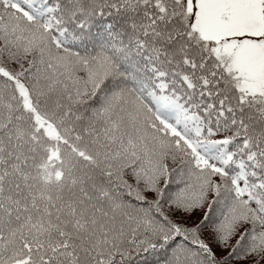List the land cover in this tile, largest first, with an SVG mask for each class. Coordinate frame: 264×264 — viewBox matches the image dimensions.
<instances>
[{"label":"snow or ice","instance_id":"obj_1","mask_svg":"<svg viewBox=\"0 0 264 264\" xmlns=\"http://www.w3.org/2000/svg\"><path fill=\"white\" fill-rule=\"evenodd\" d=\"M0 264H264V0H0Z\"/></svg>","mask_w":264,"mask_h":264}]
</instances>
